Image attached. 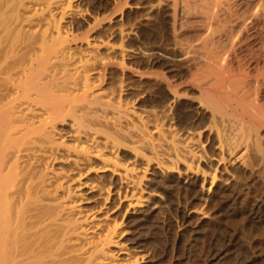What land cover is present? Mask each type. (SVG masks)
Instances as JSON below:
<instances>
[{
	"label": "bare ground",
	"instance_id": "1",
	"mask_svg": "<svg viewBox=\"0 0 264 264\" xmlns=\"http://www.w3.org/2000/svg\"><path fill=\"white\" fill-rule=\"evenodd\" d=\"M131 1L0 0V264H142L127 238L140 222L192 200L213 220L204 205L264 184V44L239 57L231 0ZM162 7L173 30L208 9L228 41L202 40L187 89L125 44L140 31L130 13ZM129 76L151 86L135 95Z\"/></svg>",
	"mask_w": 264,
	"mask_h": 264
},
{
	"label": "rangeland",
	"instance_id": "2",
	"mask_svg": "<svg viewBox=\"0 0 264 264\" xmlns=\"http://www.w3.org/2000/svg\"><path fill=\"white\" fill-rule=\"evenodd\" d=\"M147 2V5H151L155 4L157 0H147ZM230 2L232 14L235 13L238 15V18H246L247 20L243 19V22L239 20L236 24L230 25L231 28L227 24V29H232L233 33L231 32L232 30L228 31L227 29L226 32L229 36L230 33L234 34L235 32L236 34L241 28H246L247 31H243L239 39V43L242 44L241 46L245 52L241 53L239 57L241 56L240 58L247 62V52L250 50V52L256 54L260 46L264 44V31H262L264 29L258 21L253 19V13L257 6L255 0H231ZM164 8H160V11L156 10V13L154 11V14L151 13V15L144 9H136L130 13L131 22H135L134 24H137L140 31L131 39L127 38L125 44H131L133 49L137 50H150L146 55L149 58L148 60L155 63L154 69H152L153 72H166L165 74L169 77L179 72L183 73L182 76L188 74L189 76L185 75L184 79L180 81V84H183L182 86L187 89L191 87L187 83L190 80V74H195L202 67L200 66L202 63V60L200 63L201 57L198 56H201L202 49L200 45H203V41L213 38L214 47H217L219 43L220 45L223 43L227 46L228 41L223 42L222 40L226 38L222 37L218 29L213 28L214 26L217 28L215 22V25L212 27L215 32L211 31L207 20L205 21L208 9L204 8L197 15L195 13L191 17L185 15L179 16L176 23L177 26L175 25V29L173 30L170 24L172 23L171 12ZM246 13H249L248 16ZM250 16L252 17L250 18ZM209 32H214V35H212L213 33L209 34ZM217 33H220V35ZM194 51L197 53L195 54ZM259 62L261 63L262 60ZM171 67L175 68L172 69ZM189 68H191L192 72ZM116 80L114 81L116 82ZM149 83V81L142 83L137 78L129 76L126 84H129L133 88V93L136 95L142 86L146 85V87H150L151 83ZM210 145L208 144L206 148ZM146 174L150 176L149 172ZM258 184L257 188L255 187L256 189H253L247 197L244 196L243 199V196L241 197V202L239 200L237 201L238 203L236 202L228 208L221 209L217 203L209 204V207L204 205V207H208L212 212L208 208L203 207L202 211L204 213L202 214L208 218L215 214L213 220L211 218V220H202L201 215L189 214V211L193 210L192 208L203 205L198 200H192L191 203L193 205L190 204L192 206H189L190 210L187 208L184 212L183 207L180 210L181 213L178 211H167L168 213L158 214L155 218L151 217L148 221H145L146 223L140 222V224H137L138 226H135L137 228H133L132 234L127 238L131 240L134 238V242L139 239L143 250L150 253V258L145 259L142 264H264V187H261L264 184L262 185L260 182ZM174 193L177 195L176 191ZM256 203H259L261 210L259 208L258 211L255 208L253 209V205ZM185 216L188 217L185 218Z\"/></svg>",
	"mask_w": 264,
	"mask_h": 264
}]
</instances>
